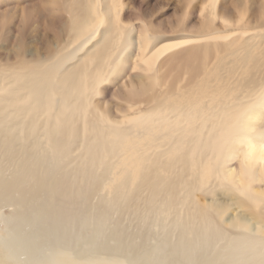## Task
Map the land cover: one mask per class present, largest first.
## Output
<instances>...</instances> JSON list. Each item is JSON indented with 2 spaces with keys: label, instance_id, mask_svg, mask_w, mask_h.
Returning <instances> with one entry per match:
<instances>
[{
  "label": "bare ground",
  "instance_id": "bare-ground-1",
  "mask_svg": "<svg viewBox=\"0 0 264 264\" xmlns=\"http://www.w3.org/2000/svg\"><path fill=\"white\" fill-rule=\"evenodd\" d=\"M217 3L173 35L122 0H54V47L14 41L0 264H264V12Z\"/></svg>",
  "mask_w": 264,
  "mask_h": 264
},
{
  "label": "rangeland",
  "instance_id": "rangeland-1",
  "mask_svg": "<svg viewBox=\"0 0 264 264\" xmlns=\"http://www.w3.org/2000/svg\"><path fill=\"white\" fill-rule=\"evenodd\" d=\"M53 1L54 0H21L18 3L19 6H16L17 8L15 10L9 11V9H7L9 13H6L7 10L5 11L4 9L0 8V14H3L5 11L6 16L8 15V18H6V20L0 18V25L4 21L5 26V24L8 23L9 16L11 15L10 19H12L9 20V22H11L10 24L13 25V31L15 30V36L11 35V33L9 34V37L11 35L12 38H18H13L12 40L11 37L9 38L6 35H3L2 37V35L0 34V40L3 39V41H0V59L3 57L1 59L3 62H11L13 60V58H11V60H8V58L13 57L11 50L14 44L16 43L14 41H17L18 44L21 42L20 46L23 50H35L38 54L40 53V55H44L50 48L54 47V45L56 44L55 42L58 41L57 38L59 36V29L61 28L63 19H58V17H56L57 15L55 16L54 14L49 13V11H51L50 8L53 7ZM122 1L124 3L126 11L128 12V19L131 23L143 21L144 23L150 25L153 30L173 35L178 31V26L182 21L187 22V27L185 29L186 32L190 33L194 31L195 27L199 25L198 15L201 9L203 7L206 8V12L209 8V0ZM217 4L219 6L226 7V9L229 8L230 11L227 14V17L232 21V24H234L235 21H237L238 19V10L245 11L246 17L250 14H254L256 16V19L258 18L259 13L264 12V0H218ZM42 11L45 13H43ZM11 12H14L13 15ZM47 13L50 14L48 15V17ZM4 37L6 39H4ZM8 39H11V43ZM1 47H5V50L1 49ZM110 100L111 99L109 98V101ZM116 103L121 105L118 106L116 105ZM113 105L115 107H120L123 110L126 109L125 103H122L120 101H115L114 103L113 101H111L109 103V107ZM115 107L111 108L114 109ZM113 111V113H115L116 115L112 113V116H116L115 118L118 119L117 116L120 115V113H117L115 110Z\"/></svg>",
  "mask_w": 264,
  "mask_h": 264
}]
</instances>
